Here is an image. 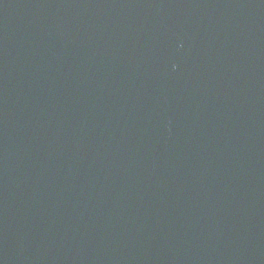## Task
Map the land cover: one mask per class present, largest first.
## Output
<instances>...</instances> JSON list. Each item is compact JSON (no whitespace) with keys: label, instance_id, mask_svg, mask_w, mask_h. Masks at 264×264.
Listing matches in <instances>:
<instances>
[{"label":"water","instance_id":"water-1","mask_svg":"<svg viewBox=\"0 0 264 264\" xmlns=\"http://www.w3.org/2000/svg\"><path fill=\"white\" fill-rule=\"evenodd\" d=\"M0 264H264V0H0Z\"/></svg>","mask_w":264,"mask_h":264}]
</instances>
